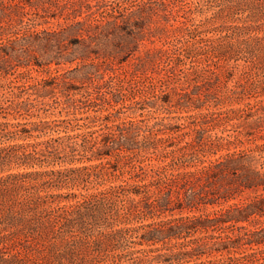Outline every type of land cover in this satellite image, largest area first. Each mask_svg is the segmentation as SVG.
<instances>
[{
    "label": "trees",
    "instance_id": "16d2710c",
    "mask_svg": "<svg viewBox=\"0 0 264 264\" xmlns=\"http://www.w3.org/2000/svg\"><path fill=\"white\" fill-rule=\"evenodd\" d=\"M178 1L128 10L148 20L152 66L130 74L150 81L133 111L160 112L152 121L110 109L123 101L114 70L19 83L26 71L8 78L18 64L0 57V264H264V132L213 128L252 117L264 129V0H209L211 23L192 27ZM116 171L128 176L97 187Z\"/></svg>",
    "mask_w": 264,
    "mask_h": 264
},
{
    "label": "rangeland",
    "instance_id": "374dc122",
    "mask_svg": "<svg viewBox=\"0 0 264 264\" xmlns=\"http://www.w3.org/2000/svg\"><path fill=\"white\" fill-rule=\"evenodd\" d=\"M138 7V0H128L125 7L120 6L119 0H0V32L3 33L0 37V57L9 59L5 62L7 65L18 64L15 66L14 73L9 74L8 78H14L18 72L26 71L23 74L24 78L18 76L15 81L21 83L28 80L29 82L35 78L47 77L57 69V72L63 73L69 82L81 85L85 84V79L76 72V67L82 63L92 62L95 68L114 70L116 75L118 74L115 77L124 80L123 86L118 87L123 94V101L120 100L117 105L110 108L114 114L120 118L146 116L150 121L154 120L152 114H161L160 112H153L148 107L133 111L135 106L144 105L139 101L137 94H141L150 82L147 77L130 74L131 71L144 73L143 69L145 65H148L140 61V55H143L146 47L150 45L145 38L146 35H143L147 34L148 20L144 25L141 23V27L135 26L133 19L137 18L138 14H130L128 11ZM170 8L175 14L178 10V14L186 15L187 17L177 15L176 18L186 20L192 27L197 23H202L204 26L211 23L206 18L215 6L209 0H200V2L182 0L172 4ZM109 14L113 15L109 26L107 24L105 26V22H102V25L97 24L96 18ZM124 20L127 23L124 24ZM150 24L152 28L157 23ZM122 26H127L126 30L130 33ZM2 48L7 50L8 54H4ZM150 66L152 65L149 64L146 68L149 69ZM259 71L264 73V68ZM236 78L235 73L229 79V84H232ZM114 87L117 85L101 88L98 92V96H101L98 102L102 103L105 98L111 96V91L117 90ZM56 94L62 98L58 95L59 92ZM129 98L131 100L136 98L139 102L134 104ZM88 112L93 111L89 109L78 112L77 115H85ZM98 112L106 113L107 110L101 109ZM55 114L50 117L65 116L64 112ZM170 114H180V112L173 111ZM251 118L233 119L216 124L213 128L214 130L224 128L226 132L249 130L256 136L262 134L264 129L248 125ZM176 120L181 121V119ZM233 122L235 123L232 124ZM260 140L257 137V141ZM116 174L111 178L103 179L101 183L96 184L97 187L119 182L128 176L127 173L120 174L119 171H116Z\"/></svg>",
    "mask_w": 264,
    "mask_h": 264
}]
</instances>
